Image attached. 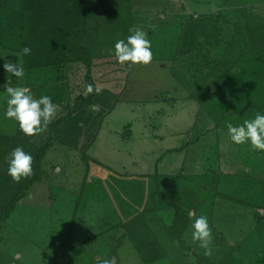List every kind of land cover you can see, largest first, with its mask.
<instances>
[{"label":"rangeland","instance_id":"obj_1","mask_svg":"<svg viewBox=\"0 0 264 264\" xmlns=\"http://www.w3.org/2000/svg\"><path fill=\"white\" fill-rule=\"evenodd\" d=\"M24 4L0 0V86L63 99L29 136L5 117L0 87V134L50 145L43 181L0 221V264H264V151L234 144L227 127L264 112V50H249L244 37L246 23L264 25V0H133L152 61L96 60L89 84L102 91L74 116L76 99L89 96L82 64L62 79L52 69H25L21 79L4 69L19 62ZM201 215L211 256L191 238ZM135 217L162 245L156 262L145 263L120 226Z\"/></svg>","mask_w":264,"mask_h":264},{"label":"trees","instance_id":"obj_2","mask_svg":"<svg viewBox=\"0 0 264 264\" xmlns=\"http://www.w3.org/2000/svg\"><path fill=\"white\" fill-rule=\"evenodd\" d=\"M53 1L24 0L28 7L23 5L17 19L21 22L17 31L21 45L17 52L21 53L25 46L30 47L31 54L23 56L25 69L30 72L56 70L60 79L64 77V69L67 66L82 64L87 70L86 84L89 85L95 61L114 58V53H110L109 49H114L118 40H126L132 34L130 29H136L133 0H65L63 3ZM29 8L31 10L28 11ZM27 18H30L28 23ZM107 23L108 32H105L104 26ZM244 26V37L249 41V50L263 51L264 25L253 21ZM62 88L65 89V84L58 89ZM95 95L89 93L88 98L80 95L69 116H74L81 106L86 111L95 107ZM51 97L55 103H60L63 99V96L58 94ZM16 147H23L33 156V174L22 177L19 182L8 175V157ZM49 147V144L38 147L30 143L22 132L15 136L0 134L1 222L11 217L34 184L43 181L42 160ZM183 220L186 227L187 218L183 217ZM183 220L180 219V222ZM120 226L126 231L127 237L145 263L156 262L159 253L160 257L164 255L159 239L142 217H135Z\"/></svg>","mask_w":264,"mask_h":264},{"label":"clouds","instance_id":"obj_3","mask_svg":"<svg viewBox=\"0 0 264 264\" xmlns=\"http://www.w3.org/2000/svg\"><path fill=\"white\" fill-rule=\"evenodd\" d=\"M132 34L126 40H118L114 49H109L114 53L120 64L131 62L129 67L135 64H149L152 61L151 41L146 38L144 31L130 29ZM32 49L28 46L22 48L20 54H16L19 62L14 64L6 62L4 69L6 73L21 79L25 75V68L21 62V55L28 56ZM2 85L7 93V108L4 112L6 118L14 119L19 123L20 129L31 136L44 130L55 117L56 105L52 97L42 95L39 99L34 98L24 87ZM87 93L95 92L99 95L102 88L92 84L87 85ZM228 132L231 141L236 145L249 144L253 150L264 151V112H257L255 117L246 120L243 125L233 126L228 124ZM8 175L19 182L22 177L33 174V156L26 152L23 147H16L8 157ZM191 238L197 242L199 247L204 249L206 256L212 255V229L207 216L201 215L194 219L191 224ZM103 264H115L114 260H105Z\"/></svg>","mask_w":264,"mask_h":264},{"label":"crops","instance_id":"obj_4","mask_svg":"<svg viewBox=\"0 0 264 264\" xmlns=\"http://www.w3.org/2000/svg\"><path fill=\"white\" fill-rule=\"evenodd\" d=\"M160 137H161V136H158L157 138H160ZM174 150H175V148H171V149L168 150V152H169V151H174ZM177 153H179V152H177Z\"/></svg>","mask_w":264,"mask_h":264}]
</instances>
